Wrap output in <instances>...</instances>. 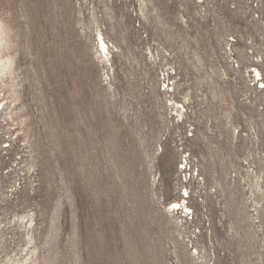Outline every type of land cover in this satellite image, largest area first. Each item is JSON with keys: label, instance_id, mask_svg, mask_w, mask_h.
Here are the masks:
<instances>
[{"label": "rangeland", "instance_id": "374dc122", "mask_svg": "<svg viewBox=\"0 0 264 264\" xmlns=\"http://www.w3.org/2000/svg\"><path fill=\"white\" fill-rule=\"evenodd\" d=\"M0 25V264H264V0H0Z\"/></svg>", "mask_w": 264, "mask_h": 264}, {"label": "bare ground", "instance_id": "6f19581e", "mask_svg": "<svg viewBox=\"0 0 264 264\" xmlns=\"http://www.w3.org/2000/svg\"><path fill=\"white\" fill-rule=\"evenodd\" d=\"M8 38H9L8 31L2 25H0V64L5 69H8L14 60L13 56H11L10 53H7L10 50ZM100 48L102 49L101 51H103V53L106 55V57H108L109 56V48L106 45V43L102 37L100 39ZM9 52H11V51H9ZM255 73H256L257 78L261 77V73L259 70H255ZM260 85H261V88L264 89V82L263 81L260 82ZM173 205H174L175 209L176 208H182V203H180V202H175V203H173ZM185 209L188 210L187 207Z\"/></svg>", "mask_w": 264, "mask_h": 264}, {"label": "built area", "instance_id": "2783aa9c", "mask_svg": "<svg viewBox=\"0 0 264 264\" xmlns=\"http://www.w3.org/2000/svg\"><path fill=\"white\" fill-rule=\"evenodd\" d=\"M1 108H2V106L0 107V111H1ZM10 146L11 145L9 143H6L5 146H3L2 148L6 150V149H9ZM1 182H2V179L0 178V185H1Z\"/></svg>", "mask_w": 264, "mask_h": 264}]
</instances>
